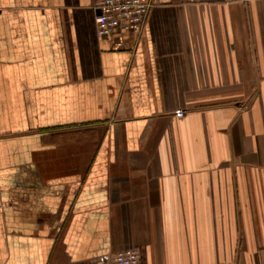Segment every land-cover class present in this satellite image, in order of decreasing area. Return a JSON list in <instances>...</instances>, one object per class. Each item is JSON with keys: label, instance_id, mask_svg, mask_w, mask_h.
<instances>
[{"label": "crops", "instance_id": "crops-1", "mask_svg": "<svg viewBox=\"0 0 264 264\" xmlns=\"http://www.w3.org/2000/svg\"><path fill=\"white\" fill-rule=\"evenodd\" d=\"M97 1L0 0V264H264V0Z\"/></svg>", "mask_w": 264, "mask_h": 264}, {"label": "built area", "instance_id": "built-area-1", "mask_svg": "<svg viewBox=\"0 0 264 264\" xmlns=\"http://www.w3.org/2000/svg\"><path fill=\"white\" fill-rule=\"evenodd\" d=\"M150 8L149 0H98L94 6L96 32L108 37L117 30L140 28ZM176 116H184L185 110L178 109ZM142 254L138 248H128L101 257L105 264H140Z\"/></svg>", "mask_w": 264, "mask_h": 264}]
</instances>
